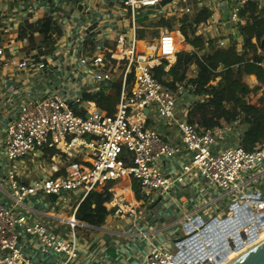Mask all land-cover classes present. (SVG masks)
Instances as JSON below:
<instances>
[{
	"label": "built area",
	"instance_id": "built-area-1",
	"mask_svg": "<svg viewBox=\"0 0 264 264\" xmlns=\"http://www.w3.org/2000/svg\"><path fill=\"white\" fill-rule=\"evenodd\" d=\"M117 1L123 10L135 18L140 10H158L164 0ZM173 1L175 5H180V0ZM194 1V7L183 6L181 16L191 19L201 10H207L209 18L196 27L195 37H204L213 45L219 44V48L237 43L240 30L247 22L243 13L250 3L254 2L264 10V0ZM8 2L15 10L23 12L20 0ZM226 23L230 24V35H226ZM158 40L160 56L157 59L174 61L179 52L189 53L191 59V54L195 52L192 49L181 51L186 42L174 34H160ZM135 43L129 44L121 32L114 33L113 46L105 55L77 60L80 71L74 73L71 79H75L76 74L80 77L82 97L67 101L58 95L46 94L33 98L26 94L8 120L0 152V161L7 166L4 173L0 171V175L11 191L14 208L0 201V264H73L80 254L75 229L83 226L76 221V212L86 198L92 204L101 198V206L114 219L126 216L136 218L140 203L133 199L132 192L140 199L149 197L151 193L167 194L173 182L181 183L183 175L191 173L225 194L217 199L218 202L226 195L235 197L234 191H237L239 198L228 202V206L218 204L204 216L197 212L195 215L184 214L179 226L186 233L185 239L169 248L166 247L169 244L166 240L157 243L147 240L149 251L140 264H206L209 261L201 258L200 251L204 252L207 245L215 248L220 234L215 238L218 231L209 233L210 241L206 244L200 232L206 229L208 222L225 220L234 215H237L238 222L233 223L232 232L237 231V243L229 238L232 246L227 244L224 250L218 248L220 252L215 255L214 263H210H220L216 259L229 251L223 264L230 254L255 243L251 241L253 230L256 240H259L264 231V183L254 192H242L240 189L253 180H264V144L250 152L245 151L241 146L242 133L238 121L221 124L213 120L205 129H198L189 123L187 111L198 99L194 86L185 81L171 89L166 84L170 82L167 78H155L152 70L160 64L144 58ZM2 56L0 48V59ZM205 58L202 52L199 59ZM11 65L12 62H9L4 67ZM118 65L123 68V77L114 89L116 104L113 114L109 115L90 97L93 92L91 88L93 85L112 83ZM170 66L171 63L164 71H168ZM18 68L54 72V68L48 69L42 64L32 66L27 61H22ZM196 69L194 65L193 70ZM87 71L92 72L90 78L86 76ZM0 81L3 82L1 75ZM67 83L73 85L75 81ZM84 96L85 102L82 101ZM165 128L176 136L175 143L163 137L161 131ZM61 143L65 144L66 152L77 151L87 160L71 164L61 171L51 158L52 165L48 167L51 175L38 178L29 185H21L20 173H36L41 158H45ZM171 160H184V164L180 175L168 179L164 176L163 167ZM109 184H113L112 187L106 188ZM77 192H81V196L75 198L73 206L66 203L62 206L74 213L65 222L69 226L67 237L54 233L59 226L53 225L49 229L43 221L24 216L15 209L25 207L28 202L34 204L39 197L60 199L62 194L76 195ZM127 193L130 197H127ZM233 203H237V207H246L234 213L230 209ZM222 207L227 210L221 211ZM52 219L58 223L64 222L57 217ZM201 222L204 223L200 225ZM194 238L196 243L193 242ZM28 240L41 246L39 250L45 259L35 261L29 255ZM224 242H227L226 238ZM232 248H237V252ZM172 249H175L174 253L170 252Z\"/></svg>",
	"mask_w": 264,
	"mask_h": 264
},
{
	"label": "crops",
	"instance_id": "crops-1",
	"mask_svg": "<svg viewBox=\"0 0 264 264\" xmlns=\"http://www.w3.org/2000/svg\"><path fill=\"white\" fill-rule=\"evenodd\" d=\"M8 1L0 0V48L3 51L0 59L2 62L0 75L3 79V82L0 81V152L8 120L17 111L26 94L32 95L33 98H40L46 94L58 95L67 101L82 97L83 93L79 88L82 83L80 77L76 74L75 79H71L74 73L80 71L77 60L105 55L113 46V37L116 32L123 33L125 40L132 44L136 42L137 29L145 27L148 33L149 25L156 24L162 18L167 23L170 19L178 22L183 6L194 7L196 5L194 0H180L178 6L173 0H164L158 6V10H152L154 14L148 15L150 17L146 22L138 21L130 15H123L119 12L122 8L117 0H20L23 12L12 8ZM45 21L55 23L60 29L59 34L55 31L49 32L47 36L49 41L46 42L43 35L32 31L33 25L43 24ZM129 22L132 24L131 27L128 26ZM167 26L170 27V24L168 23ZM154 39L158 38L154 37ZM192 51L197 53L196 57L202 54L193 48ZM194 55L191 54V59ZM22 61H27L32 66L42 64L48 69L54 68V72L19 69L18 66ZM9 62L13 65L5 68L4 65ZM190 68L193 75L189 77L192 78L196 75V71L193 70L194 64ZM91 74V71H87L86 76L90 78ZM122 77L123 68L118 65L113 74L112 83L93 85L90 97H93L98 105H101L104 98H111L116 104L114 89L118 87V80ZM74 81L73 85L67 83ZM83 98L82 101L85 102L86 96ZM161 132L168 142L177 141L176 136L167 128ZM35 156L40 158L38 153H35ZM51 158L61 168V171L71 164L87 160V157L84 155L82 157V154L77 151L66 152L61 143L51 153H47L45 158H41L36 173L30 172L25 175L20 173V184L29 185L38 178L51 175L48 168L52 165ZM183 164L184 160L166 162L163 167L164 176L172 179L180 175ZM4 165L1 160L0 171L2 173H4V167L7 166ZM1 177L0 175V201L14 208L11 191ZM112 185L109 184L106 188ZM206 186L204 182L198 180V176L194 173L184 174L181 183L173 182L171 185L168 193L171 192L172 195L167 200L163 199V196L167 195L161 193H151L150 196H153L151 201L148 199L150 196L140 199L132 192L133 199L141 204L136 209V218L126 216L114 219L120 220L114 221L115 223L108 221L100 226L81 222L83 226L75 229V237L80 247L79 259L75 264H140L147 253L144 243L147 240L153 243L173 240L174 232L170 233V230H176L184 214L195 215L197 212L200 215L204 213L207 215L220 203L222 206H228L227 203L234 198L226 195L220 199L221 202H218L217 199L225 195L223 193L214 200H209L208 194H205ZM51 198L54 201L55 197ZM87 202H82L81 207L91 208L92 201L88 199ZM24 206L23 208L15 207V209L18 213L35 220L49 219L52 221V226H59V229L62 226L59 230L60 234L64 237L69 236V226L65 222L71 219L74 213L71 212L69 217L64 214L68 207H62L60 214L45 215L41 213V206L35 203ZM65 216L66 219H64ZM52 217H57L64 222L53 221ZM145 223L151 227H143ZM27 251L35 261L45 259V255L36 245H29ZM142 251H145V254H142Z\"/></svg>",
	"mask_w": 264,
	"mask_h": 264
},
{
	"label": "trees",
	"instance_id": "trees-1",
	"mask_svg": "<svg viewBox=\"0 0 264 264\" xmlns=\"http://www.w3.org/2000/svg\"><path fill=\"white\" fill-rule=\"evenodd\" d=\"M261 10L254 2L247 6L243 13L247 22L240 30L237 45L233 43L230 47L219 48L209 41L206 44L209 49L206 51L204 60L198 58L192 62L189 53L179 52L168 71H164V68L169 65L167 60H162L160 65L152 70L158 80L167 78L170 82L166 84L171 89L185 81L194 86V94L198 99L189 107L186 119L196 128H207L213 121L211 115L217 116L225 124L238 121L240 127L244 128V131L241 132V146L247 152L264 144V54L259 53L256 49H247V44L251 41L248 23ZM208 18L209 12L201 10L195 17L182 20L180 35L197 52H205L203 49L205 42L201 37H195L196 27ZM167 24L162 20L160 26L164 27ZM146 29L144 27L136 30V42L154 40L146 32ZM32 31L43 35L45 42L49 41L47 37L49 32L60 33L59 27L50 21L33 25ZM192 64L197 69L196 75L190 78L188 73ZM225 75L227 76L226 80L222 79ZM251 76L255 78V84H252L250 88L241 84L243 78ZM258 93H260V97L257 99L256 105L261 108L256 110L248 106L243 97L246 94L255 96ZM114 106L113 99L104 98L100 108L112 115ZM102 203L103 200L98 198L91 208L80 206L76 212V221L84 222L87 225H102L109 214L101 206Z\"/></svg>",
	"mask_w": 264,
	"mask_h": 264
},
{
	"label": "rangeland",
	"instance_id": "rangeland-1",
	"mask_svg": "<svg viewBox=\"0 0 264 264\" xmlns=\"http://www.w3.org/2000/svg\"><path fill=\"white\" fill-rule=\"evenodd\" d=\"M23 1V0H22ZM119 12H121L123 15H129V13H128V11H125V10H123V9H121ZM139 13L140 14H138V15H135V18L138 20V21H146V20H148L149 19V17L151 16V15H153L154 14V11H152L151 9H144V10H140L139 11ZM148 15H150V16H148ZM185 17H183V16H181L180 17V20L178 21V22H175L174 20H172V19H170V20H168V23L170 24V27L169 26H164V27H162V26H160L161 25V22H162V20H164V18H162L159 22H157L156 24H150L149 26H150V28L148 29V34L150 35V36H152L153 38L154 37H156V38H158V36L160 35V34H163V33H168V34H171V35H176V36H178V37H180L182 40H184V38L180 35V29H181V27H182V25H183V22H182V20L184 19ZM152 19H155V18H153L152 17ZM152 21H155V20H152ZM165 21V20H164ZM146 22H148V21H146ZM145 22V23H146ZM167 22V21H166ZM131 22H129V24H128V26H130L131 27ZM148 26V27H149ZM248 29H249V32H250V36H251V41H250V45L248 44L247 45V49H256L259 53H263L264 54V10H261L258 14H256L254 17H252L251 19H250V22L248 23ZM202 39H203V41L205 42V45H204V48L203 49H205V55H206V51H208V45H206L207 43H209V40H206L204 37H202ZM185 41V40H184ZM211 42V41H210ZM235 45H237V43H234ZM214 46L215 47H217V46H219V44H214ZM241 47V46H240ZM239 47V48H240ZM191 50L192 48L187 44V43H184V48L181 50V51H183V50ZM193 54H195L194 55V57L191 59L192 60V62L194 61V60H196L197 58H199V57H201V55L200 56H197L196 57V55H197V53L195 52V53H193ZM175 59H176V57H175ZM162 60H164V58H159L158 59V63L160 64L161 62H162ZM172 60V59H171ZM169 63L171 62V61H168ZM174 62H175V60H174ZM173 62V63H174ZM172 63V64H173ZM221 71L223 70L222 68L220 69ZM189 76L191 77L192 75H193V73L191 72V68H190V70H189ZM226 78H227V76L225 75L224 77H222V79H224V80H226ZM256 83V81H255V78H243L242 80H241V84H243L244 86H247L248 88H250V86L252 85V84H255ZM217 84V83H216ZM260 97V93H258V94H256L255 96H251L250 94H246L244 97H243V100L245 101V103L248 105V106H250V107H252V108H255L256 110H259L261 107H259V106H257L256 105V101H257V99ZM228 102V101H227ZM212 116V118H213V120H217L219 123H223V121H221V120H219V118L217 117V116H215V115H211ZM151 117H152V114H151ZM239 130H240V132H242V131H244V128L241 126L240 127V125H239ZM63 147L65 148V144H63ZM3 166H5L4 164H3ZM2 167V166H1ZM3 168V167H2ZM248 179H250V178H247V180ZM198 180H200L201 182H204L207 186H206V191H205V194H208L207 195V197L209 198V200H214L216 197H218L219 195H221V194H223V192L222 191H220L219 189H217L214 185H210L209 186V184L206 182V181H204V180H202L200 177H198ZM246 181V180H245ZM244 181V182H245ZM264 183V180L263 179H257V180H253L249 185H247L245 188H241L240 189V191H242V192H247V191H250V192H254L256 189H258V187L260 186V185H262ZM120 190H118L117 192H119ZM128 194V193H127ZM162 195H167V196H163V199L164 200H167V199H169V196H171L172 194H171V192L170 193H168V194H165V193H163ZM234 195H235V197L232 199V201L233 200H235V199H237V198H239V196L237 195V191H234ZM81 196V192H77V194L76 195H73V194H62L61 196H60V199H55L54 201H53V199L51 198V197H39V199H38V202H36L35 204H37V205H39V206H41L40 207V210H41V213L42 214H45V215H47L48 213H58V214H60L59 212L61 211V208H62V206L66 203V204H70V207L71 206H73V203H74V201H75V198H79ZM127 197H130V195L128 194V196ZM134 198V197H133ZM148 199H150L151 201H152V199H153V196H150ZM230 200V199H229ZM155 201V200H154ZM161 201V200H160ZM230 202V201H229ZM88 203V202H87ZM28 204L29 205H33V204H31L30 202H28ZM35 206V205H34ZM222 210H227L225 207H222L221 208V211ZM65 212V213H64ZM63 213L64 214H66L68 217L70 216V214H71V212H72V210H70V209H66L65 211H64ZM206 213H204V214H202V216H204ZM222 214H220V216H221ZM225 216V214H223V217ZM222 217V218H223ZM29 218H32V217H30L29 216ZM64 219H66V216H65V218ZM108 221H110V222H114V221H120V220H114V218H112V216H111V214H108L107 215V217H106V219H105V221H104V225L108 222ZM45 224H46V226H47V228H49V229H52V221L51 220H49V219H47V220H44L43 221ZM115 223V222H114ZM102 224V225H103ZM147 226H150L149 224H147V223H145L144 225H143V227H147ZM151 227V226H150ZM102 228H103V226H102ZM62 229V226L60 227V229H58V230H55L54 231V233L56 234V233H60V231L59 230H61ZM79 230H77V232H78ZM80 232V231H79ZM172 232H174L173 233V238H174V241H168V245H166V247H171V245H175L177 242H179V241H181V240H183V239H185V237H186V233L181 229V226H177V228H176V230L174 231V229H171L170 230V233H172ZM82 233V232H81ZM89 233V232H88ZM83 234V233H82ZM164 241V240H163ZM26 244L29 246V245H31V244H33V245H36L39 249L41 248V246L40 245H38V244H35L33 241H26ZM144 247H145V249H147V252L149 251L148 249H149V246L147 245V243L145 242L144 243ZM174 251H175V249H172V250H170V252H172V253H174ZM142 254H145V251H142ZM79 259V258H78ZM77 259V260H78ZM77 260H75L74 262H73V264H75L76 262H77Z\"/></svg>",
	"mask_w": 264,
	"mask_h": 264
},
{
	"label": "water",
	"instance_id": "water-1",
	"mask_svg": "<svg viewBox=\"0 0 264 264\" xmlns=\"http://www.w3.org/2000/svg\"><path fill=\"white\" fill-rule=\"evenodd\" d=\"M225 32L226 35H230V31H231V27L229 23L225 24ZM147 113V112H146ZM246 206H242V207H237V203H233L230 206V209L234 211V213H237V211L239 212V208H245ZM238 220H237V215H234L232 218H227L225 220H212L211 222L207 223V227L205 230H202L200 232L203 240L205 241L206 244H209L208 241L210 238V234L209 233H214L216 231L219 230V227H221L225 233L226 236H222L220 235V237L217 238L216 241V245L215 248H213L212 246H209L208 249V253L210 255H215L216 250L219 248L220 250H224L227 247V244L232 246V242L231 240L228 238L229 234L233 231L234 226L233 223L237 224ZM204 222H201L200 225H202ZM264 227V225H263ZM237 229V228H236ZM235 231V230H234ZM241 236V235H239ZM226 238L227 242H224ZM257 236H256V232L255 230L252 231V240L251 241H256L255 243H253L252 245H250L249 248L247 249L244 253H241L242 251H238L237 252V248H232L235 252H237V258L239 256H241L239 259L233 261L231 264H264V240L262 243H259V240L257 241ZM235 241L237 242V235L235 236ZM222 242V243H221ZM258 244V245H256ZM254 245V246H253ZM237 246V245H236ZM179 250H182L181 246H178ZM192 248V247H191ZM194 252V251H193ZM229 252V251H228ZM224 253L221 257H218L216 259V261H225L226 260V255L227 253ZM197 254V253H195ZM240 254V255H239ZM202 259L206 260V254H203V256H201ZM226 263V262H225ZM206 264H211L210 262H206Z\"/></svg>",
	"mask_w": 264,
	"mask_h": 264
},
{
	"label": "bare ground",
	"instance_id": "bare-ground-1",
	"mask_svg": "<svg viewBox=\"0 0 264 264\" xmlns=\"http://www.w3.org/2000/svg\"><path fill=\"white\" fill-rule=\"evenodd\" d=\"M135 44L137 46L138 51L143 55L144 58L150 59L153 63H158V59L157 58L160 56L159 47H158V45H159V40L158 39L148 40V41H140V42H137ZM87 201H88V198H86L85 202H87ZM218 234H220L222 236H226L222 228H219L218 232L215 234V238L217 237ZM236 235H237V231L236 232H232V233L229 234L228 238H230L233 241V243H237L235 241V236ZM263 240H264V231H262L261 235L259 236V243L258 244L262 243ZM199 241H200V239H199ZM193 242L196 243V238H194ZM258 244H256V245H258ZM209 246L210 245L206 246V250L204 252L201 249H199L198 251L201 250L200 251L201 252V256H203V254H206L207 261H209L211 263H214L215 255L218 254L217 252H220V251L216 250L215 255L214 254L210 255L208 253ZM249 248H251V247H249ZM249 248L243 249L241 253H244ZM237 255H238L237 253L230 254V256L228 257L226 263H223V264H231L233 261H235V260H237V259H239L241 257V256H239L237 258ZM186 256H184V257H186ZM221 263H222V261L220 263L217 262L216 264H221Z\"/></svg>",
	"mask_w": 264,
	"mask_h": 264
}]
</instances>
